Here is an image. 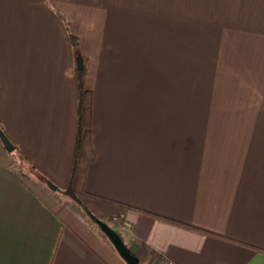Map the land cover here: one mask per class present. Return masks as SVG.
<instances>
[{
  "label": "crops",
  "instance_id": "crops-1",
  "mask_svg": "<svg viewBox=\"0 0 264 264\" xmlns=\"http://www.w3.org/2000/svg\"><path fill=\"white\" fill-rule=\"evenodd\" d=\"M0 122V264H264V0H0Z\"/></svg>",
  "mask_w": 264,
  "mask_h": 264
},
{
  "label": "trees",
  "instance_id": "trees-1",
  "mask_svg": "<svg viewBox=\"0 0 264 264\" xmlns=\"http://www.w3.org/2000/svg\"><path fill=\"white\" fill-rule=\"evenodd\" d=\"M71 42L75 50V58L77 60L83 61L82 55L79 50L78 39L71 36ZM77 83H78V94L79 95H78V107H77L76 148H75V153H74V158H73V167H72L70 181H69L68 187L65 190H63V192L73 202L77 203L81 207H84L81 196L88 194V191L86 189L88 168L90 164L96 158V153L93 148L92 141H91V134H92L91 95L86 85V67L85 66H83L82 69L77 68ZM0 127L9 136L8 132L6 131V129L4 128L1 122H0ZM9 138L11 139L10 136ZM13 143L15 144L14 141ZM15 146H16V149L13 152L17 153L18 161L20 160V161L25 162L26 159L23 153L21 152L20 148L16 144ZM113 202H116V201H113ZM143 212H148V211H143ZM96 219H97L96 217L92 218V221L95 224H96ZM97 227L98 229L100 228L98 225ZM100 231L102 233L101 229ZM118 233L121 235L120 232ZM102 234H104V236L107 237V235L104 232ZM108 240L110 241L109 238ZM161 260H162V257L158 256L155 262H153L152 264H157L156 262H160ZM139 264H147V263L140 261Z\"/></svg>",
  "mask_w": 264,
  "mask_h": 264
},
{
  "label": "water",
  "instance_id": "water-1",
  "mask_svg": "<svg viewBox=\"0 0 264 264\" xmlns=\"http://www.w3.org/2000/svg\"><path fill=\"white\" fill-rule=\"evenodd\" d=\"M82 68L83 62L80 60L78 69ZM0 139L7 151L13 152L16 149V146L13 141L9 138L7 133L1 127ZM96 224L100 227L102 232L107 235V237L110 239L111 243L115 247L116 251L128 264H139V258L131 252V250L123 240L122 236L115 229H113L107 222L101 219H96Z\"/></svg>",
  "mask_w": 264,
  "mask_h": 264
},
{
  "label": "rangeland",
  "instance_id": "rangeland-1",
  "mask_svg": "<svg viewBox=\"0 0 264 264\" xmlns=\"http://www.w3.org/2000/svg\"><path fill=\"white\" fill-rule=\"evenodd\" d=\"M75 60H76V66H77V68H78V66H79V61H80V60H77V59H75ZM12 154H13V155H17L16 152H13ZM23 165H24V164L22 163V161L19 162V165L17 164V162L14 163V167H15V168H18V167L23 166ZM20 168H21V167H20ZM24 172H26V170L23 171V173H24ZM86 215H87V216H86ZM86 215H85V218H84V219H85L87 222H89L93 227H95V228L98 230L97 225H96V224L92 221V219L90 218V216L93 217L94 215H93L92 213H88V214H87V212H86ZM97 219H100V218H97ZM99 230H100V228H99ZM99 230H98V231H99ZM99 232H100V231H99ZM102 233H103V232H102ZM103 235H104V234H103ZM106 238H107V237H106ZM107 239H108V238H107Z\"/></svg>",
  "mask_w": 264,
  "mask_h": 264
}]
</instances>
